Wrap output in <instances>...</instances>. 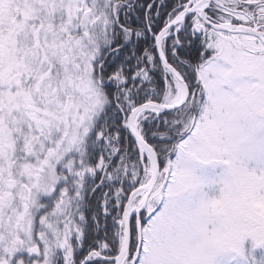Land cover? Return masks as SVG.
I'll return each mask as SVG.
<instances>
[{
	"label": "snow or ice",
	"instance_id": "1",
	"mask_svg": "<svg viewBox=\"0 0 264 264\" xmlns=\"http://www.w3.org/2000/svg\"><path fill=\"white\" fill-rule=\"evenodd\" d=\"M0 264H264V0H0Z\"/></svg>",
	"mask_w": 264,
	"mask_h": 264
}]
</instances>
